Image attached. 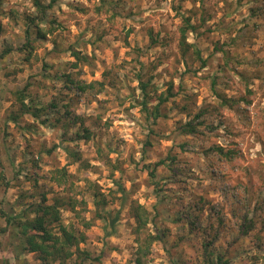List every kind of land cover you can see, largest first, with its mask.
<instances>
[{"label": "clouds", "instance_id": "1", "mask_svg": "<svg viewBox=\"0 0 264 264\" xmlns=\"http://www.w3.org/2000/svg\"><path fill=\"white\" fill-rule=\"evenodd\" d=\"M0 264H264V0H0Z\"/></svg>", "mask_w": 264, "mask_h": 264}]
</instances>
